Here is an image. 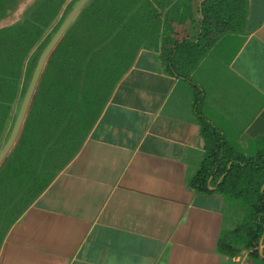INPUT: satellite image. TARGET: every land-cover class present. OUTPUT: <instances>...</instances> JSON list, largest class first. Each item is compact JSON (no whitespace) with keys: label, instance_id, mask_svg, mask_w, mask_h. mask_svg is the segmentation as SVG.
Here are the masks:
<instances>
[{"label":"crops","instance_id":"1","mask_svg":"<svg viewBox=\"0 0 264 264\" xmlns=\"http://www.w3.org/2000/svg\"><path fill=\"white\" fill-rule=\"evenodd\" d=\"M36 1L0 22V152L73 2L8 36ZM204 121L247 169L227 197L194 186ZM263 166L264 0H90L0 166V264H264Z\"/></svg>","mask_w":264,"mask_h":264},{"label":"trees","instance_id":"2","mask_svg":"<svg viewBox=\"0 0 264 264\" xmlns=\"http://www.w3.org/2000/svg\"><path fill=\"white\" fill-rule=\"evenodd\" d=\"M24 0H0V22L8 18L12 13H14L19 5ZM79 0H73L71 5L67 8V14H65L62 20L58 23L57 27L54 30V33L58 31L64 19L72 11L74 6ZM67 0H37L36 3L25 15V18L22 22L18 23L16 28L5 29L4 32L10 36V34L17 35L16 33L24 32L27 30V27L31 24L35 25L34 34L35 38L37 37V32L39 28V37L41 38L44 35L46 29L50 27L52 22L60 14L64 4ZM67 15V16H66ZM18 29V30H17ZM54 34V35H55ZM32 36V33L29 37ZM11 38V37H10ZM28 40V39H27ZM51 41L49 38L41 46L42 52L46 46ZM33 43H36V39L33 40ZM203 123L204 134L212 141H214V146L212 152L208 155L205 162L202 164V167L197 175L196 180L194 181V186L201 191L202 193L210 194L212 181L220 180L221 182L218 187L219 193L224 196H230L231 192L240 190L242 177H247V169L243 168L241 162L233 164L232 168L229 170V165L234 158L230 157L229 152L225 150L224 143H222V137L218 134L215 128L209 124L207 121ZM237 161H242L241 157L236 159ZM256 172L258 169L253 168ZM259 182L257 190V198L254 200L248 201L252 208H254L253 222L255 223V229H251L253 235V244H257L264 234V193L260 192L262 184H264V166L259 170ZM258 218H261L258 220ZM252 244V245H253Z\"/></svg>","mask_w":264,"mask_h":264},{"label":"water","instance_id":"3","mask_svg":"<svg viewBox=\"0 0 264 264\" xmlns=\"http://www.w3.org/2000/svg\"><path fill=\"white\" fill-rule=\"evenodd\" d=\"M90 0H79L77 4L74 6L72 11L68 14L66 19L61 24L60 28L56 32V34L53 36L49 44L46 46L44 51L42 52L40 59L38 61L37 67L35 69V72L33 74L30 86L28 88V91L26 93V96L24 98L21 110L19 112L15 127L13 129V132L7 142V144L4 146L3 150L0 152V166L12 150L14 144L16 143L18 136L20 134L21 128L23 126L24 120L26 118L27 112L29 110V107L31 105L34 93L36 91V88L38 86L41 74L43 72V69L45 67V64L50 57L51 53L54 51V49L57 47L59 42L62 40L63 36L67 32V30L70 28V26L73 24L75 19L78 17L84 6L89 2ZM264 240V236L262 238V241Z\"/></svg>","mask_w":264,"mask_h":264},{"label":"rangeland","instance_id":"4","mask_svg":"<svg viewBox=\"0 0 264 264\" xmlns=\"http://www.w3.org/2000/svg\"><path fill=\"white\" fill-rule=\"evenodd\" d=\"M66 14H67V12H66ZM67 16V15H66ZM65 20V19H64Z\"/></svg>","mask_w":264,"mask_h":264}]
</instances>
